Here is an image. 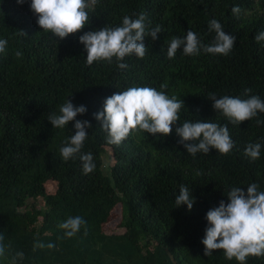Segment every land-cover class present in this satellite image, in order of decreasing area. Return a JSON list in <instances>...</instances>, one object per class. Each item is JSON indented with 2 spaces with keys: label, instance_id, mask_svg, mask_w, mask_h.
Listing matches in <instances>:
<instances>
[{
  "label": "trees",
  "instance_id": "16d2710c",
  "mask_svg": "<svg viewBox=\"0 0 264 264\" xmlns=\"http://www.w3.org/2000/svg\"><path fill=\"white\" fill-rule=\"evenodd\" d=\"M239 6L238 17L231 12ZM146 15L150 28L162 27L155 41L144 38L148 49L143 59L125 58L128 67L94 62L86 66L79 37L106 25L120 26L124 15ZM89 23L78 33L56 42L43 31L30 10V0H0V39L8 41L0 54V234L12 252L23 251L18 264H238L226 259L223 250L204 256L206 213L227 202L231 187L255 182L264 191V148L260 158L243 155L248 143L264 144V124L257 118L232 125L217 113L208 99L251 95L264 100V42L254 37L264 31V0H99L89 11ZM211 19L218 20L227 34L236 37L232 52L213 56L201 51L185 56L178 50L173 59L166 55L167 41L187 31L209 44L214 33ZM18 31L26 33L19 35ZM16 51L23 55L17 57ZM167 83V95L182 99L180 121L203 120L227 124L235 148L230 154L215 149L208 155H189L175 127L157 137L133 130L119 146L106 143L93 113L102 111L103 101L130 87H153ZM67 99L85 105L92 127L82 152L94 156L95 170L84 175L78 156L67 162L59 148L75 134L74 123L53 128L47 117ZM176 126H179L177 124ZM112 161V163H111ZM199 170L202 175L197 176ZM186 185L195 198L191 211L176 208L175 196ZM48 185H52L47 194ZM119 209L116 219L113 210ZM87 221L72 238H64L58 225L68 216ZM120 229V232L117 230ZM54 243L33 250L36 242ZM11 264V256L0 257ZM246 264H264V255L249 256Z\"/></svg>",
  "mask_w": 264,
  "mask_h": 264
},
{
  "label": "clouds",
  "instance_id": "9594fccd",
  "mask_svg": "<svg viewBox=\"0 0 264 264\" xmlns=\"http://www.w3.org/2000/svg\"><path fill=\"white\" fill-rule=\"evenodd\" d=\"M18 5H23L26 0H16ZM99 0H30V10L36 15L37 25L45 32H50L56 42L67 38L71 34L80 32L89 23V11H94ZM231 12L238 17L241 8L233 6ZM144 13L138 16L124 15L120 26L106 25L98 30L85 32L79 37V43L84 46L86 66L94 62H106L124 70L128 67L122 61L135 55L143 59L148 49L143 41L151 37L155 41L162 27L156 25L149 27ZM210 33L214 38L209 44L202 43L198 35L189 30L183 38L171 37L166 43V55L173 59L178 50L182 49L185 56H198L201 51L213 56L227 57L233 50L236 37L227 34L222 24L211 19L208 24ZM19 35L26 33L18 31ZM256 43L264 42V31L254 37ZM8 41L0 39V54H5ZM15 55L21 57L23 53L16 51ZM167 83L160 85V90L153 87H130L118 91L103 101L102 111L93 113V118L98 122L102 131L106 132V143L119 146L127 139L133 130L146 132L154 137L157 134L167 137L175 127V133L180 138L178 143L183 145L186 152L193 158L197 153L208 155L215 149L219 154L227 155L235 148V143L230 136L227 124L203 120L180 121L179 113L184 108L182 99L176 95L166 94ZM251 88H244L242 95H224L217 97L214 93L208 94V99L213 101V109L225 117L232 125L253 120L259 114H264V100L259 95H251ZM85 105H74L67 99L59 106L58 113L51 112L47 120L53 128H64L69 122L75 121V134L63 142L59 154L67 162L78 156L81 170L88 175L95 170L93 154L82 152L84 142L88 136V129L92 127L87 120H77V116L86 114ZM179 124V126H176ZM257 126L264 124V120L256 119ZM159 138V137H157ZM264 144L260 142L248 143L243 155L250 160L260 158ZM196 175L202 173L197 170ZM227 202L221 200L217 207L210 208L206 213L204 238V256H211L216 250H223L228 260L233 258L238 264H246L249 256L260 257L264 255V191L252 182L246 187H231L227 192ZM195 198L186 185H180L175 196L176 208L186 206L189 211L193 208ZM87 221L80 215L68 216L58 227L63 230L64 238L76 236L81 229L87 235ZM53 249L54 243L36 242L33 250ZM6 253L11 256V264H18L24 260L23 251L12 252L11 244H4V235L0 234V257Z\"/></svg>",
  "mask_w": 264,
  "mask_h": 264
},
{
  "label": "rangeland",
  "instance_id": "374dc122",
  "mask_svg": "<svg viewBox=\"0 0 264 264\" xmlns=\"http://www.w3.org/2000/svg\"><path fill=\"white\" fill-rule=\"evenodd\" d=\"M111 163H112V161H111ZM51 189H52V185H48L47 194H50ZM112 217L116 220L114 221V223L110 224L109 227L115 229V225L119 219V209L117 207L113 210ZM120 231H121L120 229L117 230V232H120Z\"/></svg>",
  "mask_w": 264,
  "mask_h": 264
}]
</instances>
